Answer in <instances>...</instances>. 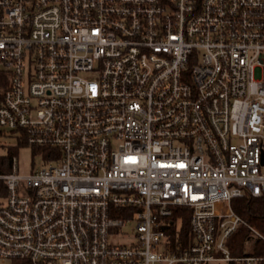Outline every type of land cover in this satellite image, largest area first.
<instances>
[{"label":"built area","instance_id":"2783aa9c","mask_svg":"<svg viewBox=\"0 0 264 264\" xmlns=\"http://www.w3.org/2000/svg\"><path fill=\"white\" fill-rule=\"evenodd\" d=\"M14 133L58 165L0 163V264H261L227 242L264 239L232 208L264 197V0H0V147Z\"/></svg>","mask_w":264,"mask_h":264},{"label":"trees","instance_id":"16d2710c","mask_svg":"<svg viewBox=\"0 0 264 264\" xmlns=\"http://www.w3.org/2000/svg\"><path fill=\"white\" fill-rule=\"evenodd\" d=\"M21 139L22 143H26L23 138ZM10 154L0 159V163H8L12 156ZM0 171L8 172L9 168H3ZM232 208L248 226L256 229L264 237V197L253 198L246 195L243 198L233 199ZM190 216V209L180 207L173 210L171 218L167 221L164 230L167 245L172 252H180L192 242ZM227 246L233 257H242L245 250L248 249L249 255L264 258V239L252 236L251 230L247 226H240L228 240ZM261 264H264V261Z\"/></svg>","mask_w":264,"mask_h":264},{"label":"rangeland","instance_id":"374dc122","mask_svg":"<svg viewBox=\"0 0 264 264\" xmlns=\"http://www.w3.org/2000/svg\"><path fill=\"white\" fill-rule=\"evenodd\" d=\"M4 141V147H0V157L8 156L10 153V155L16 156L19 161V169L21 174H29L33 170H42L49 167L50 164L58 165V162L50 158V153L53 151L52 149H44L22 143V139L18 134L16 135V133L6 138ZM133 228V225L121 228L117 234L118 236H113L111 241L116 243L129 242V240H132L134 235ZM212 264L228 263L217 262Z\"/></svg>","mask_w":264,"mask_h":264}]
</instances>
